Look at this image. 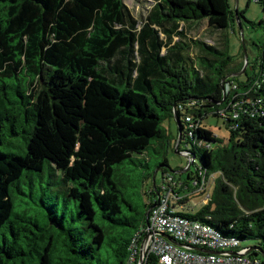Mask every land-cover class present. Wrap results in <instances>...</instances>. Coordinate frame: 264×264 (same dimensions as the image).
<instances>
[{"label":"trees","instance_id":"trees-1","mask_svg":"<svg viewBox=\"0 0 264 264\" xmlns=\"http://www.w3.org/2000/svg\"><path fill=\"white\" fill-rule=\"evenodd\" d=\"M250 1L263 32L238 67L229 32L244 16L229 0H156L143 22L123 0H0V264H125L162 198L264 264L250 250L264 251V0ZM202 22L222 39L190 38ZM151 154L162 183L138 209L119 169Z\"/></svg>","mask_w":264,"mask_h":264},{"label":"rangeland","instance_id":"rangeland-1","mask_svg":"<svg viewBox=\"0 0 264 264\" xmlns=\"http://www.w3.org/2000/svg\"><path fill=\"white\" fill-rule=\"evenodd\" d=\"M233 12L240 11L244 16V19H240L241 35L238 32L237 24L235 25V31L229 32V48L228 55L232 56V66H237L244 62L243 47L247 56L249 64L253 62L255 57V49L253 43L259 41L262 36L263 30L257 26L251 27L248 22L257 23L263 18L261 6L250 0H229ZM126 7L129 9L134 18L139 22H143L154 5L156 0H123ZM247 21V22H246ZM187 34L192 39L202 40L205 44L210 45L220 41L222 37L216 32H210L206 22H202L198 27H194L187 31ZM242 36V38H241ZM243 41V43H242ZM243 44V46H242ZM192 54L196 55L194 51ZM250 70V68H248ZM239 76V74H238ZM227 79V78H226ZM225 80V79H224ZM226 93V91H224ZM167 123L164 124L166 126ZM203 125L214 135L226 140L227 130L223 124V121L217 119L214 116H207L203 121ZM171 131L175 133L176 126L174 122H171ZM176 148V147H175ZM174 145L168 150L166 158L169 164L170 173H174L177 178L185 179V173H181L186 167V159L184 156L178 154ZM179 151L182 153L185 150V146L180 145ZM189 150V149H187ZM161 159V158H160ZM158 155L151 154L149 160L144 156L134 155L131 157L130 162L126 161L120 169L123 187L119 185V188L125 192L127 199L138 209H142L143 204H147L153 200L152 195H149V190L152 188V180L154 185L160 186L162 183L160 170L157 168V163L160 160ZM198 195L194 193L193 196ZM205 202V200H203ZM201 198L194 197L191 199L188 207L193 206V209L186 208L183 213H191L200 207ZM174 212H181L179 208ZM254 241H243L241 246L250 247L254 246Z\"/></svg>","mask_w":264,"mask_h":264},{"label":"built area","instance_id":"built-area-1","mask_svg":"<svg viewBox=\"0 0 264 264\" xmlns=\"http://www.w3.org/2000/svg\"><path fill=\"white\" fill-rule=\"evenodd\" d=\"M170 207L166 198L159 199L153 206L143 238L144 241L147 236L145 244L142 245V241L139 250L125 264H146L150 254L155 255L160 264H261L259 259L247 257L245 250L235 254L224 251L229 244L215 231L198 221L170 216L173 211ZM192 248L220 249L221 254L203 253Z\"/></svg>","mask_w":264,"mask_h":264},{"label":"water","instance_id":"water-1","mask_svg":"<svg viewBox=\"0 0 264 264\" xmlns=\"http://www.w3.org/2000/svg\"><path fill=\"white\" fill-rule=\"evenodd\" d=\"M236 16V19H237V15H235ZM237 24H238V27H239V33L241 34V27H240V24L238 23V21H237ZM244 58H245V61H246V55L244 56ZM243 70H244V68H243ZM153 180H154V178H153ZM153 207H150L149 209H148V211H147V213L152 209ZM146 239H147V236L145 237V239H144V241H143V243H142V245H144L145 244V241H146ZM171 242H173L170 238H168ZM177 246H179V247H183V245H181V244H178V243H175ZM192 249H194V250H196V251H200V252H203V253H214V254H217V255H219V254H221L220 252H208V251H206V250H202V249H197V248H192ZM254 249H256L258 252H259V254L261 255V257L264 259V251H262L259 247L258 248H251L250 250H254ZM229 254H235L236 252H228ZM247 253V252H246Z\"/></svg>","mask_w":264,"mask_h":264}]
</instances>
